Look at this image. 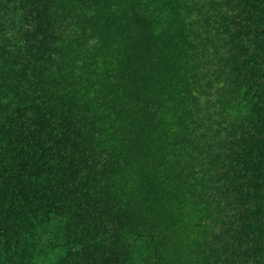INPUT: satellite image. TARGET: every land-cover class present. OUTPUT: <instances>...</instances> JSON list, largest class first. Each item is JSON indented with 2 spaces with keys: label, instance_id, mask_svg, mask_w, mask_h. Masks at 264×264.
I'll list each match as a JSON object with an SVG mask.
<instances>
[{
  "label": "trees",
  "instance_id": "trees-1",
  "mask_svg": "<svg viewBox=\"0 0 264 264\" xmlns=\"http://www.w3.org/2000/svg\"><path fill=\"white\" fill-rule=\"evenodd\" d=\"M0 264H264V0H0Z\"/></svg>",
  "mask_w": 264,
  "mask_h": 264
}]
</instances>
